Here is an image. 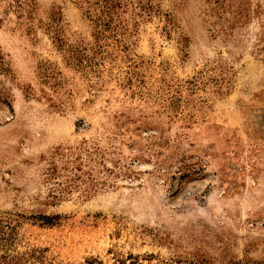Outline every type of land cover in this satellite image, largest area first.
<instances>
[{
  "label": "rangeland",
  "instance_id": "rangeland-1",
  "mask_svg": "<svg viewBox=\"0 0 264 264\" xmlns=\"http://www.w3.org/2000/svg\"><path fill=\"white\" fill-rule=\"evenodd\" d=\"M0 230L23 264H264V0H0Z\"/></svg>",
  "mask_w": 264,
  "mask_h": 264
},
{
  "label": "trees",
  "instance_id": "trees-1",
  "mask_svg": "<svg viewBox=\"0 0 264 264\" xmlns=\"http://www.w3.org/2000/svg\"><path fill=\"white\" fill-rule=\"evenodd\" d=\"M60 219L59 215H52V216H42L39 218V220L42 221L43 224H47V225H54L56 223H58ZM5 233L2 232L0 230V245L1 248L4 249L3 253L0 254V263L3 264H23L22 262H20L19 259H16L14 257H9V255L7 254V244L6 242L9 241L10 238L5 237ZM152 257V256H150ZM130 259L129 264H139L138 262V256L137 255H132V254H128V256L125 259H116L117 263H111V264H126V260ZM95 262L100 263L99 261H97L94 258L88 259L86 260V264H94ZM101 264V263H100Z\"/></svg>",
  "mask_w": 264,
  "mask_h": 264
}]
</instances>
